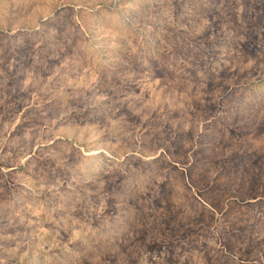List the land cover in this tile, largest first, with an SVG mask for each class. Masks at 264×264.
Returning <instances> with one entry per match:
<instances>
[{"label": "rangeland", "instance_id": "1", "mask_svg": "<svg viewBox=\"0 0 264 264\" xmlns=\"http://www.w3.org/2000/svg\"><path fill=\"white\" fill-rule=\"evenodd\" d=\"M0 264H264V0H0Z\"/></svg>", "mask_w": 264, "mask_h": 264}]
</instances>
